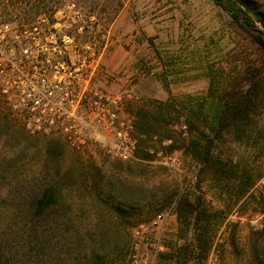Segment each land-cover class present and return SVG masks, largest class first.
Segmentation results:
<instances>
[{"label":"rangeland","instance_id":"1","mask_svg":"<svg viewBox=\"0 0 264 264\" xmlns=\"http://www.w3.org/2000/svg\"><path fill=\"white\" fill-rule=\"evenodd\" d=\"M27 1L31 3L29 8L0 5V24L28 23L65 1H75L98 15L102 28L110 31L101 84L110 91L127 89L134 93L136 99L129 105L130 114L150 100H166L168 91L179 100L204 97L210 79L213 78L215 87L219 88L229 77L235 76L244 59L252 62L264 56L211 0H45L44 7L40 5L39 9L34 8L37 2L26 0L23 3ZM256 1L264 6V0ZM164 82L168 84V91L164 89ZM48 139L61 141L55 137ZM25 141L15 145L13 140L0 135L1 157L18 158L24 152L14 161L24 168V173L0 184V264L35 262L32 258L34 243L24 246L27 231L24 212L14 200L20 194L11 190L25 177L31 180L38 177L42 166L43 157L36 153V148L22 149ZM61 143L65 169L75 160L80 162V169L91 176V167L98 168L103 177L101 185H105L102 199L107 200L109 192L111 195L119 191L128 204L134 205L133 209L125 210V223L120 226L114 222L111 209L94 199L93 194L89 196L81 188H73L65 194V200L73 204L70 213L74 222L60 230L54 225L41 229L46 252L50 255H45V264H127L131 229L149 222L163 210H170L173 215L162 237L164 253L169 247L184 245L192 237L191 230L180 232L173 203L169 204L168 199L177 194H188L191 199L201 195L213 209L223 208L210 182L197 179L196 163L180 152L172 156L169 164L161 161L160 153L149 162L123 163L102 155L89 154L88 159L75 156ZM119 164L122 171L116 170ZM110 186L114 190H110ZM262 187L264 180L257 183L256 195ZM242 203L215 228L211 248L201 264H207L212 250L218 252L219 264H242L247 259L248 240L252 233L262 229L263 214L260 206L251 204L249 199ZM50 236H56L61 243L48 244ZM164 253H158L157 264H168L160 260Z\"/></svg>","mask_w":264,"mask_h":264},{"label":"trees","instance_id":"2","mask_svg":"<svg viewBox=\"0 0 264 264\" xmlns=\"http://www.w3.org/2000/svg\"><path fill=\"white\" fill-rule=\"evenodd\" d=\"M24 1L0 0V5L8 8L17 4L21 9L29 8L31 3ZM34 1L37 2L34 4L36 9L45 2ZM211 1L264 55V6L256 0ZM238 70L219 88L215 87L214 79H210L204 97L176 99L164 82V89L169 94L166 100H150L147 105L132 111L137 159L134 162H149L158 153L165 156L180 152L189 156L198 166L197 179L209 181L223 203L222 209H213L201 195L194 199L188 194L168 198L169 204L173 203L180 232L191 230L192 236L184 245L169 247V251L160 256V260L168 264H201L211 248L215 228L246 199L260 206L263 226L251 234L248 257L242 264H264V187L257 191V195L255 192L257 183L264 180V56L252 62L244 59L243 66ZM0 135L13 140L15 145L25 141L24 137L31 139L25 141L22 149L36 148V153L43 157L38 177L32 180L25 177L11 189L20 194L14 200L24 212L23 220L27 228L24 246L34 243L33 264H45V255H49L41 229L54 225L60 230L62 226L74 222L70 213L73 204H67L65 200V194L73 188H81L89 196L93 194L94 199L109 211L111 209L114 222L124 225L125 210L133 209L134 204H128L119 191L111 195L109 192L107 200L102 199L105 185H101L103 177L98 168L91 167V176L84 173L79 167L80 162L75 160L69 169H65L61 141L29 135L2 104ZM18 158L0 156V184L24 173V168L14 162ZM120 165L116 170L122 171ZM110 190L114 189L111 187ZM49 241L48 244L61 243L56 236H50ZM22 264L29 263L24 261Z\"/></svg>","mask_w":264,"mask_h":264},{"label":"built area","instance_id":"3","mask_svg":"<svg viewBox=\"0 0 264 264\" xmlns=\"http://www.w3.org/2000/svg\"><path fill=\"white\" fill-rule=\"evenodd\" d=\"M110 31L98 15L65 1L21 25L0 24V104L31 136L55 137L79 155L137 161L130 90L101 84ZM171 155L162 156L169 164ZM173 215L156 214L130 231L127 264H157ZM207 264H219L212 250Z\"/></svg>","mask_w":264,"mask_h":264}]
</instances>
